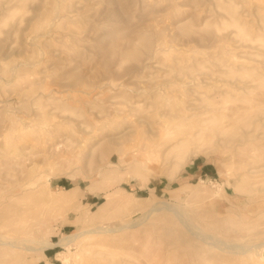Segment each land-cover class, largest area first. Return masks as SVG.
Here are the masks:
<instances>
[{"label": "rangeland", "instance_id": "374dc122", "mask_svg": "<svg viewBox=\"0 0 264 264\" xmlns=\"http://www.w3.org/2000/svg\"><path fill=\"white\" fill-rule=\"evenodd\" d=\"M2 195L26 263L264 264V0H0Z\"/></svg>", "mask_w": 264, "mask_h": 264}, {"label": "bare ground", "instance_id": "6f19581e", "mask_svg": "<svg viewBox=\"0 0 264 264\" xmlns=\"http://www.w3.org/2000/svg\"><path fill=\"white\" fill-rule=\"evenodd\" d=\"M255 140V139H254ZM240 142V141H239ZM244 143H246V144H252V140H241V142H240V144H238V145H240V146H243L244 145ZM24 187L23 188H25V189H27L28 188V185H23ZM86 189H88L89 190V192H90V190H91V186L90 185H87V187H86ZM83 194V193H82ZM213 194H210V195H208V197H211ZM107 197H105L106 198V202H105V204H108L111 200H113V198L112 197H109L108 195H106ZM1 198H6L7 196H0ZM73 198H74V194H71V192L69 191V193H67L66 192V194H62V195H60V196H58V197H53V201H55L56 203H64V204H67V203H70V201L71 200H73ZM9 207V208H7L8 209V213H7V215H8V217H6V219H5V225L6 226H13V228H12V231L13 232H15V235H18L14 240H7V241H4V242H2V241H0V245L2 246V247H0V252H1V256H9V257H12V258H17V259H19V260H21L22 262H24V264H29L30 262H28V263H26V261L24 260V258L22 259L21 258V256H24V255H26V253L27 252H29V251H31V250H40V251H43L45 248H47V247H45L44 245H40V246H38V247H30V246H27V245H24L23 244V242H22V237H23V235H24V237H26L25 235H28L29 234V228L32 226L31 224H29V223H27L26 222V218H27V214L29 213H27V211H19L18 210V208H17V206L16 205H14L12 202H11V200H7V203H5L4 204V206L3 207ZM101 206H104V204L103 205H101ZM167 207V206H166ZM159 208H161V207H154V208H152L153 210L155 209V210H157V209H159ZM148 213H149V211H148ZM6 216V215H5ZM147 216H148V214H147ZM79 217H81V216H79ZM91 216H89V217H87L86 218V216L84 217V219L85 220H87V219H89ZM8 219L10 220L9 222H7L8 221ZM23 220H25V222H22ZM6 222L7 223H9V225L8 224H6ZM137 222V221H136ZM136 222H132V223H127V224H125L124 226H111V227H109V226H105V227H99V229H98V231L99 230H102V231H114V232H116V231H125V234L126 233H130V231H128L127 229L128 228H133L135 225L134 224H136ZM38 225H34L33 227H32V229L33 228H35V231L36 230H39V232L41 231V230H43L42 228L43 227H45L46 226V224H45V222L44 221H41V222H36ZM139 223V222H138ZM141 223V222H140ZM11 224V225H10ZM116 229H115V228ZM127 230V231H126ZM230 230V229H229ZM246 231V230H245ZM134 232V231H133ZM191 232V231H190ZM193 233V232H192ZM196 234V233H195ZM203 234V233H202ZM77 236H79V233L78 232H76V231H74V232H71V233H62V235H61V237H60V239L58 240V242L57 243H62L61 245H67V247L66 248H68L69 247V242H71L72 240H74L75 238H77ZM196 236V235H195ZM198 236V235H197ZM123 239L125 238V235H123V236H121ZM201 237H203V238H201ZM19 238H21V239H19ZM130 238V237H129ZM200 238H201V240H202V242H204V243H209V244H216L214 241H208V239H209V236L208 237H204V234L202 235V236H200ZM120 239V238H119ZM18 240H20V241H18ZM123 241V240H122ZM56 242H54V243H51L50 242V244L48 245L49 247L50 246H54L55 244H57ZM227 243V242H226ZM225 244V243H224ZM258 244V243H257ZM256 244V245H257ZM231 244H229V246L228 247H226V245H225V247L226 248H228V251H231V250H233V251H236L238 248H236L237 246V244L235 245V243H234V245L236 246V247H234V246H230ZM262 245V244H261ZM264 245V244H263ZM129 247H131V246H129ZM254 247V246H253ZM263 246H261L260 248H259V251L257 252V253H255L256 254V256H259V258H261V260H263L264 259V248H262ZM135 247H133L132 246V248L131 249H129V252H130V254H136V251H135V249H134ZM226 248H224V249H226ZM241 248V247H240ZM243 248H245V247H243ZM248 248V247H247ZM251 248V247H250ZM255 248H257V247H255ZM69 249V248H68ZM246 249V248H245ZM248 250H249V248H248ZM245 251V250H244ZM238 252V251H237ZM255 252V251H254ZM111 253V252H110ZM115 255V254H114ZM46 256V255H45ZM64 256V255H63ZM62 256V257H63ZM64 258V257H63ZM62 258V259H63ZM77 258H75L74 260H76ZM135 259H137V258H135ZM24 260V261H23ZM139 260V257H138V259H137V262L138 263H141L140 262V260ZM256 261V260H255ZM63 262H64V264H67L68 263V261H67V258H65L64 260H63ZM135 263V261L134 260H121L120 262L119 261H116L115 262V264H134ZM30 264H32V263H30ZM33 264H36V262L35 263H33ZM46 264H51L50 262H46ZM90 264V263H89Z\"/></svg>", "mask_w": 264, "mask_h": 264}]
</instances>
